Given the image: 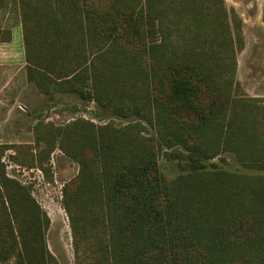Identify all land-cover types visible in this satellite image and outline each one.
I'll return each mask as SVG.
<instances>
[{"label":"trees","instance_id":"1","mask_svg":"<svg viewBox=\"0 0 264 264\" xmlns=\"http://www.w3.org/2000/svg\"><path fill=\"white\" fill-rule=\"evenodd\" d=\"M18 1L39 90L54 99L66 83L133 119L75 122L80 136L68 141L60 128L36 127L40 144L62 142L81 164L63 197L79 264H264V109L233 94L244 48L236 10L225 0ZM164 146L188 152L174 180L160 168ZM5 151L0 264H60L50 217L8 175ZM228 151L247 171L214 161ZM48 157L39 154L44 170Z\"/></svg>","mask_w":264,"mask_h":264},{"label":"rangeland","instance_id":"2","mask_svg":"<svg viewBox=\"0 0 264 264\" xmlns=\"http://www.w3.org/2000/svg\"><path fill=\"white\" fill-rule=\"evenodd\" d=\"M225 3L229 10L234 8L241 18L244 40V48L237 51V86L233 94L237 99H252L263 110L264 0H225ZM20 78V100L18 103L14 101L12 111H0V146L7 147L3 162L11 178L31 186L33 195L50 217L47 242L51 252L60 264H79L71 220L64 207L63 197L64 186L79 174L81 164L66 153L62 142L54 146L44 141L40 144L36 127L39 125L44 130L49 125L60 128L62 132L65 131L63 138L68 141L80 136V129L73 126L75 122L90 121L96 125L113 122L122 126L128 124L132 117H118L109 108L103 111L96 101L82 100L78 93L71 92L66 83L61 85V90L53 91L54 99H50L49 94L40 91L35 82L29 79L27 63ZM51 89H55L53 85ZM4 94L8 95V102H12L7 91ZM258 114L262 116L261 112ZM147 128L145 133L152 135L154 129ZM65 139L63 141L66 144L68 142ZM42 150L49 152V157L43 159L46 170L38 163ZM187 155L188 152L182 146L160 148L159 164L167 179L174 180L184 173L180 164L187 159ZM214 161L230 170L247 171L240 166L231 151L222 153Z\"/></svg>","mask_w":264,"mask_h":264},{"label":"crops","instance_id":"3","mask_svg":"<svg viewBox=\"0 0 264 264\" xmlns=\"http://www.w3.org/2000/svg\"><path fill=\"white\" fill-rule=\"evenodd\" d=\"M10 30L12 36L6 39L0 33V111H12L20 100L21 74L27 62L24 31L18 0H8L0 7V30ZM22 31V32H21ZM23 34V35H22ZM8 35V34H7ZM26 75V74H25ZM4 91L10 95L8 102Z\"/></svg>","mask_w":264,"mask_h":264}]
</instances>
